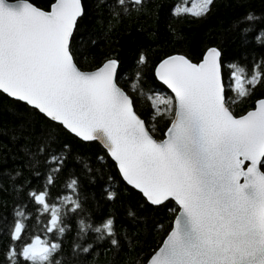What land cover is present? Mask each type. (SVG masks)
I'll return each instance as SVG.
<instances>
[{"label": "snow or ice", "instance_id": "6c2138e0", "mask_svg": "<svg viewBox=\"0 0 264 264\" xmlns=\"http://www.w3.org/2000/svg\"><path fill=\"white\" fill-rule=\"evenodd\" d=\"M131 2L141 5L143 0ZM212 3L202 0L198 9L193 5L182 12L201 17ZM83 15L81 0H52L48 11L31 0H0V95L82 141L101 142L123 180L152 206L175 201L179 214L148 264H264V99L239 117L228 107L229 92L243 99L264 83L261 66L249 75L231 64L226 83L216 48L198 64L182 55L161 61L155 75L174 98H154L157 115L162 114L160 104L166 105L164 113L173 114L166 138L158 142L134 111L131 97L117 86L119 60L108 59L92 72L77 67L72 44ZM255 39L264 44V32ZM51 162L59 172L63 158L54 156ZM54 182L49 174L47 183ZM67 188L77 193L78 180ZM30 195L37 211L47 216L45 232L53 236L63 235L65 217L81 209L78 195L58 197L59 203H50L47 191ZM107 198L114 194L108 192ZM86 230L81 221L79 231ZM92 230L111 236L113 220ZM24 231L23 220L16 219L10 240L21 241ZM60 250V243L36 235L19 251L10 247L5 261L59 264L55 256Z\"/></svg>", "mask_w": 264, "mask_h": 264}, {"label": "trees", "instance_id": "16d2710c", "mask_svg": "<svg viewBox=\"0 0 264 264\" xmlns=\"http://www.w3.org/2000/svg\"><path fill=\"white\" fill-rule=\"evenodd\" d=\"M188 1L143 0L136 5L125 0L122 5L117 0H81L84 15L78 19L72 44L77 67L91 71L108 59L119 60L117 86L131 97L134 111L157 141L164 139L173 118L163 112L166 105H159L161 115L153 107L155 97L172 99L153 75L160 61L182 55L198 64L208 49L216 48L222 54L226 83L231 64L245 68L249 75L255 65L264 72V44L255 39L264 32V0H213L201 17L182 12ZM31 2L47 11L52 0ZM82 38L85 43H80ZM141 55L144 63H139ZM262 98L264 83L243 99L229 92L228 107L239 117ZM54 156L63 158L59 172L51 162ZM49 174L55 178L51 185ZM72 179L78 180L77 193L67 188ZM41 191L48 192L50 203L78 195L81 209L65 217L63 235L45 232L47 216L37 211L30 195ZM108 192L113 199L107 198ZM177 213L174 202L151 206L127 187L99 145L77 140L22 103L0 95V264H6L10 247L19 251L36 235L61 244L55 256L59 264H145L170 232ZM109 218L111 236L92 230ZM16 219L23 220L25 231L21 241L12 242L9 237ZM81 221L87 229L83 233ZM88 246L89 252H83Z\"/></svg>", "mask_w": 264, "mask_h": 264}, {"label": "water", "instance_id": "95a60500", "mask_svg": "<svg viewBox=\"0 0 264 264\" xmlns=\"http://www.w3.org/2000/svg\"><path fill=\"white\" fill-rule=\"evenodd\" d=\"M131 1V0H130ZM9 2H14V1H9ZM132 3V2H131ZM50 7H51V5H50ZM50 7L48 8V10H50ZM47 10V11H48ZM209 50V49H208ZM208 50L204 53V55H203V58H202V60L204 59V56H205V54L208 52ZM174 56V55H173ZM201 60V61H202ZM106 62V61H105ZM161 62V61H160ZM160 62L155 66V68H154V71H153V75H154V78H155V80H156V82L158 83V84H160V85H162V86H164V88L167 90V92L170 94V96L172 97V99L174 98V93H172V91H171V89H169L166 85H164L163 83H162V81H160V80H158L157 79V77H156V75H155V72H156V67L160 64ZM200 63V62H199ZM103 65V64H102ZM101 65V66H102ZM101 66H99V67H101ZM98 67V68H99ZM98 68H96V69H94V70H91V71H85V72H92V71H96ZM119 87V86H118ZM5 97H7L6 95H4ZM8 99H10V100H13L12 98H9V97H7ZM262 99H264V98H262ZM13 101H15V100H13ZM257 103V102H256ZM256 103H255V105H254V108H255V106H256ZM253 110V109H252ZM46 119V118H45ZM48 120V119H47ZM142 120V119H141ZM48 121H50V120H48ZM50 122H52V121H50ZM52 123H54V124H56V125H58L56 122H52ZM61 128H62V126H60ZM145 127H146V125H145ZM63 129V128H62ZM147 129V128H146ZM64 131H66L68 134H70L71 136H73L74 138H76L77 140H79V141H81V142H83V143H96L97 145H99L101 148H102V150L106 153V155L108 156V158L111 160V162L115 165V168H116V170H117V173H118V175H119V177H120V179L122 180V182L127 186V187H129L130 189H132V190H134L135 192H137L138 194H140L141 195V197L146 201V203L147 204H149V205H151L147 200H146V198L142 195V193H140L138 190H136V189H134L132 186H130V185H128L127 183H126V181H124L123 180V178H122V175H121V173L119 172V169H118V166H117V164H116V162L111 158V156L108 154V152H107V149L104 147V145L101 143V142H99V141H88V142H85V141H82L80 138H78V137H76L74 134H72V133H70V132H68L67 130H65V129H63ZM149 132V131H148ZM167 132V131H166ZM149 134L151 135V133L149 132ZM152 136V135H151ZM153 137V136H152ZM166 138V136L164 137V139ZM161 141V140H160ZM159 142V141H158ZM170 201H172V202H174V204L177 206V208H178V213H177V215L179 214V206L175 203V201L174 200H170ZM166 203V202H165ZM152 206V205H151ZM176 215V216H177ZM175 220V219H174ZM174 222V221H173ZM172 226H173V224H172ZM172 229V228H171ZM171 231V230H170ZM169 234V233H168ZM167 237V236H166ZM166 237H165V239H166ZM164 239V240H165ZM164 242V241H163ZM163 242H162V244H160V246L158 247V249L163 245ZM157 249V250H158ZM156 250V251H157ZM154 254V253H153ZM152 254V255H153ZM151 255V256H152ZM150 259V258H149ZM149 259H148V261H149ZM148 261L145 263V264H148Z\"/></svg>", "mask_w": 264, "mask_h": 264}, {"label": "rangeland", "instance_id": "374dc122", "mask_svg": "<svg viewBox=\"0 0 264 264\" xmlns=\"http://www.w3.org/2000/svg\"><path fill=\"white\" fill-rule=\"evenodd\" d=\"M201 3H202V0H190V1H188V3L186 4L185 7L193 8V5H195V9L194 10H196V9L199 8ZM158 97L164 99L162 96H158Z\"/></svg>", "mask_w": 264, "mask_h": 264}]
</instances>
